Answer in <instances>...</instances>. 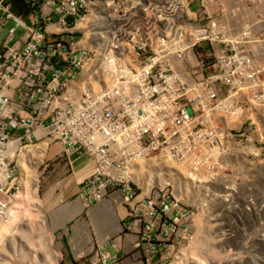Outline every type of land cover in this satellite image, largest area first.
Wrapping results in <instances>:
<instances>
[{"label": "built area", "instance_id": "obj_1", "mask_svg": "<svg viewBox=\"0 0 264 264\" xmlns=\"http://www.w3.org/2000/svg\"><path fill=\"white\" fill-rule=\"evenodd\" d=\"M150 2L149 21L108 31L100 13L118 14L119 0H0V231L25 186L21 152L24 170L40 144L60 143L91 160L78 188L86 207L121 202L145 215L144 237L180 225L181 241L192 239L193 212L168 194L138 195L135 165L243 152L244 115L264 84V0ZM157 250L146 247V264Z\"/></svg>", "mask_w": 264, "mask_h": 264}, {"label": "rangeland", "instance_id": "obj_2", "mask_svg": "<svg viewBox=\"0 0 264 264\" xmlns=\"http://www.w3.org/2000/svg\"><path fill=\"white\" fill-rule=\"evenodd\" d=\"M119 1L122 6L118 14L107 7L100 13L108 31L124 24L131 31L137 20H150L151 0H140L137 10L132 9V0ZM224 2L232 5V0ZM241 3L246 4L245 0ZM246 15L239 11L238 19L246 20ZM90 21L88 14L83 26L74 31L78 47L87 48L81 40L89 32ZM20 34L17 30L15 36ZM261 79L264 81V76ZM251 99L242 126L244 138L237 140L243 152L235 146L236 155L223 150L218 156L189 157L193 165L179 159L149 158L135 166L134 188L138 195L168 194L194 214L189 233L192 239L186 242L181 241L180 225L168 229V236L161 237L159 227L150 238L144 237L141 225L145 215L135 219L130 216L132 225L140 227L136 247L142 264H146L149 245L158 249L150 253L149 264H264V84L251 93ZM38 152L32 155L31 168H19L25 186L12 208L10 223L0 231V264H55L54 238L44 232L40 223L43 216L37 208L45 175L43 152ZM198 159L202 160L200 169L195 168ZM113 198L116 200V195ZM125 206L128 211L135 208Z\"/></svg>", "mask_w": 264, "mask_h": 264}, {"label": "crops", "instance_id": "obj_3", "mask_svg": "<svg viewBox=\"0 0 264 264\" xmlns=\"http://www.w3.org/2000/svg\"><path fill=\"white\" fill-rule=\"evenodd\" d=\"M41 149L46 151L45 175L37 208L44 232L54 238L55 264H112V259L142 264L136 247L140 227L132 225L127 207L113 200L86 207L78 196L80 183L92 170L90 158L65 155L60 143H43Z\"/></svg>", "mask_w": 264, "mask_h": 264}, {"label": "bare ground", "instance_id": "obj_4", "mask_svg": "<svg viewBox=\"0 0 264 264\" xmlns=\"http://www.w3.org/2000/svg\"><path fill=\"white\" fill-rule=\"evenodd\" d=\"M83 24V23H82ZM41 151L42 152H46V151H44V149H41ZM33 155V154H32ZM28 158H29V152H26L25 151V149L21 152V154H20V156H19V163H18V165H19V168L20 169H23V166H24V162H26L27 163V161H28ZM33 165V164H32ZM31 165V166H32ZM136 166V165H135ZM136 171V170H135ZM6 226V225H5ZM5 226H4V228H5Z\"/></svg>", "mask_w": 264, "mask_h": 264}]
</instances>
